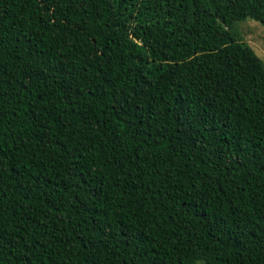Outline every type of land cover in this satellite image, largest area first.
Returning a JSON list of instances; mask_svg holds the SVG:
<instances>
[{
    "label": "trees",
    "instance_id": "16d2710c",
    "mask_svg": "<svg viewBox=\"0 0 264 264\" xmlns=\"http://www.w3.org/2000/svg\"><path fill=\"white\" fill-rule=\"evenodd\" d=\"M264 0H0V264H264Z\"/></svg>",
    "mask_w": 264,
    "mask_h": 264
},
{
    "label": "rangeland",
    "instance_id": "374dc122",
    "mask_svg": "<svg viewBox=\"0 0 264 264\" xmlns=\"http://www.w3.org/2000/svg\"><path fill=\"white\" fill-rule=\"evenodd\" d=\"M233 32L246 42L264 62V26L252 19L236 22ZM197 264H205L198 261Z\"/></svg>",
    "mask_w": 264,
    "mask_h": 264
}]
</instances>
